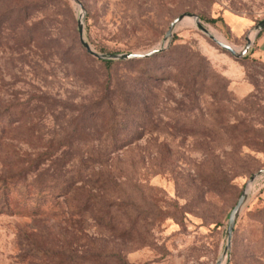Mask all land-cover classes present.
<instances>
[{
	"label": "rangeland",
	"instance_id": "1",
	"mask_svg": "<svg viewBox=\"0 0 264 264\" xmlns=\"http://www.w3.org/2000/svg\"><path fill=\"white\" fill-rule=\"evenodd\" d=\"M80 1L99 54L156 49L183 14L239 52L264 20V0ZM81 14L0 0V264H217L245 191L224 263L264 264V177L250 183L264 170V33L238 60L185 21L156 57L109 66L82 46ZM101 177L118 185L103 199L115 229L69 208ZM39 180L74 183L70 204L37 201Z\"/></svg>",
	"mask_w": 264,
	"mask_h": 264
},
{
	"label": "water",
	"instance_id": "2",
	"mask_svg": "<svg viewBox=\"0 0 264 264\" xmlns=\"http://www.w3.org/2000/svg\"><path fill=\"white\" fill-rule=\"evenodd\" d=\"M73 1L79 6V8L82 11V14H81L79 22H78V33H79V37H80V42H81L82 46L84 47V49H86V51L89 55L93 56L94 58H96L100 61H143V60H148V59H151L153 57H156L158 54H160L161 52L168 49V47L170 46V44L173 40V35H174L176 28L181 26V24H183V22H185L187 19L194 20L195 26L199 30H201L203 33L208 35L212 39V41L215 44H217L221 49L229 52L233 57H235L238 60L244 59L245 57L248 56V54H250V52L252 51L254 40L257 37H259V35L264 31V20H262L255 27L254 40L250 41V39L247 38L246 46L244 47V49L241 52L238 53L231 45L224 43V42H221V41L215 39L214 37H212L209 34L208 30L202 25L201 20L197 15L183 14V15L177 17L170 24L169 29H168L162 43L156 49H153L147 53H139V54H131V53L130 54H120V55L119 54H99L98 52L93 50L91 48V45L85 40V24H84L85 11H84V7H83L80 0H73ZM262 177H264V170L260 171L256 175L252 176L250 183H252V182H254V181H256ZM249 199H250L249 194L247 193V191H245L241 195L238 203L233 208L232 212L230 213L229 224H228V228H227V247H226V250L224 252V256L221 259H219L217 264H226V263H224V257L227 256L231 250L235 226L237 224V221H238V218H239L241 212L243 211V209L247 205Z\"/></svg>",
	"mask_w": 264,
	"mask_h": 264
},
{
	"label": "trees",
	"instance_id": "3",
	"mask_svg": "<svg viewBox=\"0 0 264 264\" xmlns=\"http://www.w3.org/2000/svg\"><path fill=\"white\" fill-rule=\"evenodd\" d=\"M209 22L211 24H216V20L210 19ZM264 31L259 35L258 38H260L263 35ZM174 43V42H173ZM134 62V61H129ZM115 63V61H105L106 65H112ZM94 183L98 184V191L96 195H91L88 197L86 201H83L75 205V207L69 206L70 210L72 211L73 215L77 218H82L84 216L85 211L87 212L89 210H95V218L96 220L101 224H106L107 226H110L112 229H115L116 227V221L112 214V205L113 203L108 201H103L104 195L108 196L109 190L113 192L112 190L117 188V183L115 180L110 179L109 177H101L97 178V180L93 181ZM39 184V187L37 188L36 193V199L37 201H41L43 199L53 200L54 205L53 206H60L62 203L60 202L61 198H66L64 202L70 204V198L68 197L72 192V187L74 186V183L68 184L64 180H57L54 182L52 186L47 185V183L40 181L37 182ZM28 188V187H27ZM27 188L25 189V192L27 193ZM50 188L51 190H49ZM102 194V195H101ZM27 195V194H26ZM95 202L97 205L93 206L92 203ZM34 211L32 215L37 214V211ZM50 260L54 262V264H103V255H92V257H67V256H51L49 255Z\"/></svg>",
	"mask_w": 264,
	"mask_h": 264
},
{
	"label": "bare ground",
	"instance_id": "4",
	"mask_svg": "<svg viewBox=\"0 0 264 264\" xmlns=\"http://www.w3.org/2000/svg\"><path fill=\"white\" fill-rule=\"evenodd\" d=\"M186 21H194V20H192V19H187ZM210 34V33H209ZM211 35V34H210ZM212 37H214L215 39H217L215 36H213V35H211ZM254 37H255V34H254ZM217 40H219V41H221L222 42V40H220V39H217ZM254 39H253V37L251 38V40L250 41H253ZM237 51V50H236ZM238 52V51H237ZM239 52H241V51H239ZM238 52V53H239Z\"/></svg>",
	"mask_w": 264,
	"mask_h": 264
}]
</instances>
